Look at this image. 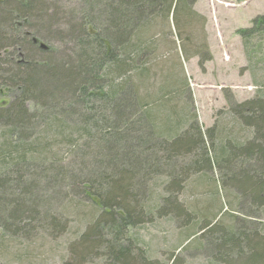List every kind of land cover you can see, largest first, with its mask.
<instances>
[{"label": "trees", "instance_id": "1", "mask_svg": "<svg viewBox=\"0 0 264 264\" xmlns=\"http://www.w3.org/2000/svg\"><path fill=\"white\" fill-rule=\"evenodd\" d=\"M46 1L0 0V93L17 91L9 104L0 105V229H8L11 221L22 230L24 221L34 219L47 204L34 196L36 181L29 179L39 177V169L62 183L79 180L83 197L96 211L69 243L64 264H95L96 259H101L97 264H158L146 258L129 230L169 213L192 222L174 196L163 197L164 205L147 202V182L161 172L170 154L180 152L195 153L190 171L217 166L223 171L224 187L229 182L252 206H264V97L237 103L226 93L231 112L254 129L255 139L215 144L214 129L205 133L197 121L185 132L177 129L173 138H163L159 131L163 127L152 120L147 103L143 105L128 85L132 74L141 80L150 70L146 65L158 18L172 13L177 36L194 41L198 35L194 31L205 24L192 7L196 0H84L80 12L69 15L65 23L61 40L71 45L63 51L52 48L48 36L63 12L50 13ZM252 23L240 30L246 47L251 38L264 34V14ZM193 46L192 52L184 49L185 54L199 56L203 65L210 58L206 44ZM177 120L180 123L181 118ZM247 164H253L252 170L241 168ZM79 166L81 171L87 169L84 181L77 173ZM237 179L245 184L239 185ZM172 182L170 187L182 189V181ZM43 209V220L58 231L56 235L67 231V218ZM205 226L206 234H217L212 243L214 260L264 264V235L258 230L245 225ZM179 263L174 257L172 264Z\"/></svg>", "mask_w": 264, "mask_h": 264}, {"label": "rangeland", "instance_id": "2", "mask_svg": "<svg viewBox=\"0 0 264 264\" xmlns=\"http://www.w3.org/2000/svg\"><path fill=\"white\" fill-rule=\"evenodd\" d=\"M46 2L50 13L56 9L63 12L48 33L52 48L63 51L71 45L65 38L61 40L67 31L65 23L69 15L80 12L84 0ZM192 7L204 17L202 24L205 23L194 31L198 34L194 41L184 42L177 36L172 13L168 18H158L155 21L156 41L150 50V63L146 65L150 70L141 80L132 74L129 88L135 89L143 105L147 103L152 120L159 128H164H161L163 131L159 129L163 138H173L177 129L183 133L197 121L205 133L209 128L214 129L215 144L220 140L254 141V129L231 112L226 93H231L237 103L264 97V34L251 38V45L246 47L240 33L241 29L251 27L256 17L264 14V0H196ZM196 42L205 43L210 53L203 65L199 56L187 57L184 51L187 48L192 52ZM16 94L15 90H2L0 105L9 104ZM29 107L36 109L33 102ZM195 115L197 118L193 119ZM178 118H181L180 123ZM161 156H164L163 152ZM195 156V153L183 152L170 154L171 159L162 162L161 172L152 175L146 184L148 205H164L163 197L174 196L190 213L192 220L186 222L187 218L169 213L156 215L152 220L130 228V235L136 237L139 247L146 251V258L152 262L172 264L176 257L179 264H226L213 259L212 243L217 234L209 235L206 234L208 230H202L207 223L225 229L245 225L264 235V206L259 209L252 206L229 182L224 187L223 171L217 166L190 171L188 166ZM81 162L79 159V165ZM252 165L241 168L252 170ZM79 168L77 173L84 181L87 169L84 167L81 171V166ZM41 171H37L39 177L29 178L36 181L34 196L42 197V203L47 201L44 207L49 208L52 216L67 218V231L56 235L58 231L47 226L41 203L37 218L24 221L20 226L22 230H17L11 221L7 223L8 229H0V264H64L70 255L69 243L95 215L91 202L83 197V185L79 180L62 183L56 178L49 179ZM182 171L185 173L181 176ZM172 172L175 176L170 175ZM172 181H182V189L170 187ZM237 183L245 184L242 179H237ZM100 260L96 259L95 264Z\"/></svg>", "mask_w": 264, "mask_h": 264}, {"label": "water", "instance_id": "3", "mask_svg": "<svg viewBox=\"0 0 264 264\" xmlns=\"http://www.w3.org/2000/svg\"><path fill=\"white\" fill-rule=\"evenodd\" d=\"M33 42L34 43H38V40L36 38H33ZM39 45L43 49H46L47 48V46L43 42H40Z\"/></svg>", "mask_w": 264, "mask_h": 264}]
</instances>
